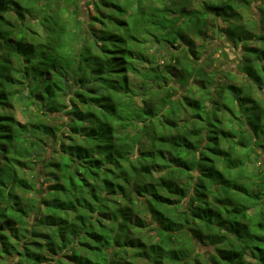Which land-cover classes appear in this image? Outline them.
Masks as SVG:
<instances>
[{
    "label": "trees",
    "instance_id": "trees-1",
    "mask_svg": "<svg viewBox=\"0 0 264 264\" xmlns=\"http://www.w3.org/2000/svg\"><path fill=\"white\" fill-rule=\"evenodd\" d=\"M0 264H264V0H0Z\"/></svg>",
    "mask_w": 264,
    "mask_h": 264
},
{
    "label": "rangeland",
    "instance_id": "rangeland-1",
    "mask_svg": "<svg viewBox=\"0 0 264 264\" xmlns=\"http://www.w3.org/2000/svg\"><path fill=\"white\" fill-rule=\"evenodd\" d=\"M194 39L196 45L199 47L198 49H200V60L205 62L206 69L216 71L221 68L238 72L237 63L239 61V54L236 53V49L227 44L223 37L208 28L204 30L200 38L194 37ZM149 51H156L157 56L166 55L163 48L156 45L150 48ZM15 114L20 121H24L25 115L20 109H16ZM25 175L31 177V173L28 171H25Z\"/></svg>",
    "mask_w": 264,
    "mask_h": 264
}]
</instances>
